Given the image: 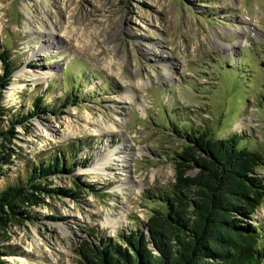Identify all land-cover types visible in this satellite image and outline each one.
I'll list each match as a JSON object with an SVG mask.
<instances>
[{
    "label": "rangeland",
    "instance_id": "rangeland-1",
    "mask_svg": "<svg viewBox=\"0 0 264 264\" xmlns=\"http://www.w3.org/2000/svg\"><path fill=\"white\" fill-rule=\"evenodd\" d=\"M6 50L16 71L0 130L33 117L0 136V193L58 161L40 183L69 195L35 192L16 218L5 209L4 264H78L86 242L149 235L187 135L264 154V0H0ZM112 152L108 171L87 173ZM248 222L264 247V203Z\"/></svg>",
    "mask_w": 264,
    "mask_h": 264
},
{
    "label": "trees",
    "instance_id": "trees-1",
    "mask_svg": "<svg viewBox=\"0 0 264 264\" xmlns=\"http://www.w3.org/2000/svg\"><path fill=\"white\" fill-rule=\"evenodd\" d=\"M9 52L0 55L5 70L0 76V121L6 111L3 92L16 71ZM32 117L23 121L14 117L11 129L0 130V136L9 140L15 126H25ZM184 143L182 155L175 160L173 195L160 198L153 208L149 235L137 230L120 235L125 248L110 239L96 246L86 242L78 251V264H264L261 230L248 222L264 203V182L256 174L264 167V154L241 147L238 137L214 139L207 132L187 135ZM61 168L58 161L50 162L44 169H35L26 184L5 188L0 193V225L5 209L16 218L19 204L33 200L35 192L68 196L69 191L53 192L40 183ZM191 170L197 173L191 176ZM22 214L31 220L28 211ZM1 249L0 264H4Z\"/></svg>",
    "mask_w": 264,
    "mask_h": 264
},
{
    "label": "bare ground",
    "instance_id": "bare-ground-1",
    "mask_svg": "<svg viewBox=\"0 0 264 264\" xmlns=\"http://www.w3.org/2000/svg\"><path fill=\"white\" fill-rule=\"evenodd\" d=\"M23 75V74H22ZM171 76L172 77V71L169 70L168 71V76ZM20 77V76H19ZM38 79H41V76L38 77ZM13 90V89H12ZM13 94V93H12ZM11 96V95H10ZM131 151V150H130ZM117 154H120V153H116V152H112V153H106V154H103L102 156H100L98 159H100V163H98L97 167H94V168H91L89 170H87V173H97V174H100L102 172H106L108 171V168L110 165H112V162L115 161L116 158H114L115 155ZM123 158V161L126 163L127 160H125V156H121ZM106 168V169H105ZM127 175V174H126ZM115 222V220H112L111 222H109L110 224ZM31 248V247H30Z\"/></svg>",
    "mask_w": 264,
    "mask_h": 264
}]
</instances>
